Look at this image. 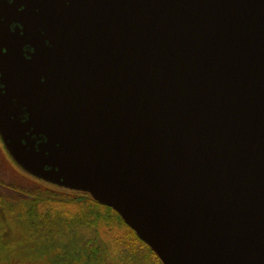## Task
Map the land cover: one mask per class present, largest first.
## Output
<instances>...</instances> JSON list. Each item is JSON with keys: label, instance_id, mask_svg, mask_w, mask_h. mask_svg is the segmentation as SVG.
I'll return each mask as SVG.
<instances>
[{"label": "water", "instance_id": "95a60500", "mask_svg": "<svg viewBox=\"0 0 264 264\" xmlns=\"http://www.w3.org/2000/svg\"><path fill=\"white\" fill-rule=\"evenodd\" d=\"M0 135L162 264H264V0H0Z\"/></svg>", "mask_w": 264, "mask_h": 264}, {"label": "rangeland", "instance_id": "374dc122", "mask_svg": "<svg viewBox=\"0 0 264 264\" xmlns=\"http://www.w3.org/2000/svg\"><path fill=\"white\" fill-rule=\"evenodd\" d=\"M0 194L6 202L0 204V264H156L146 246L93 198L30 176L1 135ZM82 221L87 228H80ZM96 239L101 263L86 252Z\"/></svg>", "mask_w": 264, "mask_h": 264}, {"label": "trees", "instance_id": "16d2710c", "mask_svg": "<svg viewBox=\"0 0 264 264\" xmlns=\"http://www.w3.org/2000/svg\"><path fill=\"white\" fill-rule=\"evenodd\" d=\"M83 194H85V195H88V196H90L91 198H92V196L89 194V193H83ZM4 198L1 196V194H0V204H4V203H6L4 200H3ZM91 201H93V203L97 206V207H102V208H104V209H108V210H110L111 212H113L118 218H119V220L121 221V223L133 234V236H134V238L137 240V241H139L140 243H143L145 246H146V248L149 250V253L152 255V257L153 258H155L154 260L156 261V264H162L161 263V261L159 260V258L157 257V255L136 235V233L124 222V220L120 217V215L116 212V211H114L112 208H110V207H107V206H104V205H101V204H99V203H97L95 200H91ZM11 210H12V213H11V215L10 216H12V214L13 215H15V211H14V209L13 208H11ZM6 215H8V213H5ZM9 216V215H8ZM20 216V215H19ZM15 217H16V215H15ZM86 221H82V223H80V228H82V227H84V228H87V226H86ZM96 228V227H95ZM77 229H79V228H77ZM98 241H97V239H96V242H95V240L91 243V245H92V247H87V254H88V256H89V259L92 261V262H103V260L100 258V255L103 253V249L102 248H100L99 246H97L95 243H97Z\"/></svg>", "mask_w": 264, "mask_h": 264}]
</instances>
